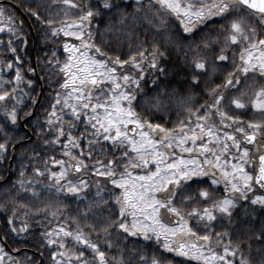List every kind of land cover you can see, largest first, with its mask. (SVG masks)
<instances>
[{
	"label": "snow or ice",
	"instance_id": "snow-or-ice-1",
	"mask_svg": "<svg viewBox=\"0 0 264 264\" xmlns=\"http://www.w3.org/2000/svg\"><path fill=\"white\" fill-rule=\"evenodd\" d=\"M20 5L23 14L46 26L44 40L75 42L64 39V60L54 48L42 69L61 77L41 127L33 129L42 137L44 155L35 148L21 153L15 181L7 168L0 170L5 200L0 209L10 213L9 231L25 233L30 214L43 216L51 225L42 238L55 248L52 264H133L125 248L136 257L134 264H264V224L247 240H234L229 230L241 202L264 209V0H20ZM214 18L218 26L197 38L198 26L207 28ZM172 20L182 31L170 30ZM100 21H106L102 30ZM114 28L127 41L118 55L105 50ZM24 29L16 9L0 4V33L8 36H0V163L11 159L10 146L30 142V124L19 138L13 132L19 131L20 112L31 116L38 102L35 82L26 75L36 68L22 60ZM172 51L183 52L184 63L171 69L187 77L176 82L180 87L167 82ZM218 74L222 79L215 83ZM147 82L154 96L145 91ZM197 88L204 97L200 103ZM170 107L178 110L172 127L142 115L145 109L168 114ZM249 108L259 118L233 114ZM49 148L60 156H49ZM22 195L48 199L37 206L23 202ZM61 197L76 202V215H65L68 205ZM7 239V232L0 236V264L5 257L9 264H36L9 255ZM129 241L149 242L151 254L128 248ZM114 247L118 254L110 255Z\"/></svg>",
	"mask_w": 264,
	"mask_h": 264
},
{
	"label": "trees",
	"instance_id": "trees-1",
	"mask_svg": "<svg viewBox=\"0 0 264 264\" xmlns=\"http://www.w3.org/2000/svg\"><path fill=\"white\" fill-rule=\"evenodd\" d=\"M25 3H29L30 0H24ZM0 4H4L7 6L8 4H11L16 9V15L18 19H23L25 21V37H22L21 40L27 39V44L23 45L21 43L20 47L24 49L22 54V60L25 62V67L28 66V64H31L32 67L36 68L35 74L27 73V78L33 79L35 82V91L34 95L37 96V101L39 94L41 93V99L36 107L35 113L33 116H29L26 120L25 124H30L32 127L27 130L28 135L30 137V142L25 140L23 145L20 144L15 145V149L10 146L9 147V156L11 159L4 161L3 163H0V170L7 168L8 174H10V179L12 181H15L18 179L19 174V167L21 164V153H23L25 150L30 154L32 149L35 148L36 151L41 152V155H44L43 149H45V146L42 143V137H38L37 135L33 134V129H39L41 127V123L43 121L44 117V110L49 107L51 103V97L50 94L56 90V81L61 79V77L56 75V71L52 69H46L42 70L44 68L45 62L47 60V57L51 55L52 50L55 48L56 54L59 57L61 61L64 60L65 54L63 53V40L68 39L72 42H75L74 38L71 37H60L57 38L54 41H46L42 37L45 34L46 26L43 24H40L39 22L34 21L32 18L28 17L26 14H23V7L20 5V0H0ZM55 7L53 8V11H55ZM94 24L97 23L96 21L93 22ZM106 21H100V28L101 30L104 28ZM220 21L216 18L213 19L212 22H209L208 27L205 28L203 25L198 26V31H196V37L199 38L200 36L205 35L208 33V31L213 28L214 26H218ZM169 28L172 31H182V29L179 26L178 20H172L169 22ZM214 34V33H213ZM149 36L152 35L151 32L148 33ZM0 36H3L4 39H7L8 36L6 33H0ZM118 33L116 32V29H113L112 33H109L106 35L105 39L107 43L110 45L109 48H106V51H109L113 55H118L122 51L127 49V41L123 40L122 38L118 39ZM99 43V39L97 40ZM14 46H16L14 44ZM238 52V49H237ZM7 55L8 58H11L10 54H2ZM190 55V54H189ZM123 58V57H122ZM231 53H229V63L231 62ZM184 63L183 61V52H177L172 51L168 56V63L167 67L170 69L167 77V82L169 83L170 87H180L176 82L178 80H185L187 77L184 76L183 72L180 75H176L174 72L171 71L173 66L182 65ZM43 77V79H41ZM222 79V74H218L214 78L215 83H220ZM145 91L148 93V96H154L155 92L153 91V86L150 82H147L144 84ZM182 90V89H181ZM27 91V89H26ZM197 93H201V89L197 88L195 89ZM234 94V93H233ZM203 95L197 96L196 103H200L203 99ZM27 102V101H26ZM36 105V104H35ZM34 105V106H35ZM34 109V107H33ZM140 110V109H138ZM177 111L175 108L170 107L169 113H160L157 114L153 111L149 110H143L142 115L146 116L148 119H150L153 123H162L165 124L167 127L173 126V121L177 119ZM233 114L240 115L244 119H254L259 118V115L254 113L250 108L249 109H241V110H234ZM20 116L22 119L24 118V112H20ZM21 119V120H22ZM21 120L17 122L16 128L19 129L18 132H13V135L17 136L18 138L24 134L25 127L21 124ZM0 123H4L3 114L0 113ZM11 130V129H10ZM47 154L49 156L56 155L57 157L60 156V152L57 149V151L53 152L51 148L48 149ZM23 163L25 165L28 164V157L27 155L23 159ZM31 172V167L28 168V173ZM46 179V177L44 178ZM102 179V178H101ZM7 185H5L6 187ZM195 188L196 186L193 185ZM92 192H94V189H92L91 192H89V196L91 197ZM21 200L25 203L42 206L44 202H47V195L41 198V200H32L28 196L22 195L20 197ZM61 202L68 205V212L65 213L68 217H71L73 215H76L75 209H76V202L74 200H67L63 197L60 198ZM0 203H5V200L0 194ZM247 204V212H252L255 219L249 220L246 215V208L245 205ZM11 206V205H9ZM191 205H189L190 207ZM10 215V213H5L3 209H0V236H2L5 232L8 233V239L5 243V251L9 253L14 258L17 259H23L25 256L33 259L36 261V264H52L51 261V251H54L55 248H50L47 246V242L45 239L42 238V234L45 232L46 227H50L51 225L48 224V220L44 219L43 216H34L29 215L28 223L30 225L29 229L25 233L20 234H14L9 231V226L6 223L7 216ZM64 217L62 216L61 219ZM89 219H93V217H89ZM232 220L235 222V226L230 228L233 239H241V240H247L249 236H251L255 230L259 229L261 224H264V209L260 208L259 206H253L248 202H241L239 206L234 210ZM252 223L253 228L247 229L245 227L246 224ZM67 224H70V219L66 221ZM20 221H16V226H19ZM224 227H228V221H223ZM216 230H221L220 224H217L215 226ZM96 238L95 236L93 237ZM112 240L113 243H117V237L116 233H112ZM123 243H121V247H123ZM135 246L137 249H144L147 251V253L151 254L152 252V246L147 241L142 242H136L133 245V242H128V248H131ZM257 247L256 241L252 240V248H253V258L255 259V249ZM18 250V251H17ZM247 252V249H245ZM110 255H117L115 247L111 250H109ZM124 256L127 260H130L135 262L136 257L130 256L128 249L125 248ZM5 264H9V261L7 260V257H5ZM195 264V262H193Z\"/></svg>",
	"mask_w": 264,
	"mask_h": 264
},
{
	"label": "water",
	"instance_id": "water-1",
	"mask_svg": "<svg viewBox=\"0 0 264 264\" xmlns=\"http://www.w3.org/2000/svg\"><path fill=\"white\" fill-rule=\"evenodd\" d=\"M40 99H41V93L39 94L38 102H37L36 105L34 106V109H33V112H32V115H31V116L34 115L35 110H36V107L38 106ZM249 147H254V146H249Z\"/></svg>",
	"mask_w": 264,
	"mask_h": 264
},
{
	"label": "flooded vegetation",
	"instance_id": "flooded-vegetation-1",
	"mask_svg": "<svg viewBox=\"0 0 264 264\" xmlns=\"http://www.w3.org/2000/svg\"><path fill=\"white\" fill-rule=\"evenodd\" d=\"M27 119H28V117H24V118L21 120V124L24 125V123L26 122Z\"/></svg>",
	"mask_w": 264,
	"mask_h": 264
},
{
	"label": "rangeland",
	"instance_id": "rangeland-1",
	"mask_svg": "<svg viewBox=\"0 0 264 264\" xmlns=\"http://www.w3.org/2000/svg\"><path fill=\"white\" fill-rule=\"evenodd\" d=\"M72 38V37H71ZM75 39V38H74ZM222 187V186H221Z\"/></svg>",
	"mask_w": 264,
	"mask_h": 264
}]
</instances>
